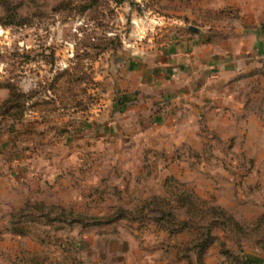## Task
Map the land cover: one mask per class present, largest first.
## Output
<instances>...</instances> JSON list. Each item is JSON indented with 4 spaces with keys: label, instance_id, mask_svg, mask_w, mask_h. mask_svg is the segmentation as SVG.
Segmentation results:
<instances>
[{
    "label": "rangeland",
    "instance_id": "rangeland-1",
    "mask_svg": "<svg viewBox=\"0 0 264 264\" xmlns=\"http://www.w3.org/2000/svg\"><path fill=\"white\" fill-rule=\"evenodd\" d=\"M214 3L0 0V104L8 85L25 95L22 111L0 109V264H84L83 247H143L131 264H264L254 156L201 127L158 153V131L129 136L118 113L122 70L217 25L222 10L202 8Z\"/></svg>",
    "mask_w": 264,
    "mask_h": 264
},
{
    "label": "crops",
    "instance_id": "crops-1",
    "mask_svg": "<svg viewBox=\"0 0 264 264\" xmlns=\"http://www.w3.org/2000/svg\"><path fill=\"white\" fill-rule=\"evenodd\" d=\"M202 8H220L222 19L215 26L200 19L196 30L176 35L122 70L124 107L118 113L129 136L150 140L158 131L156 149L169 156L177 145L200 140L199 127L234 140L233 150L255 158L245 183L264 184V102L261 109L255 103L264 95V0H217ZM6 168L0 166V184L11 182ZM81 249L84 264H131L134 254L146 258L143 247Z\"/></svg>",
    "mask_w": 264,
    "mask_h": 264
},
{
    "label": "trees",
    "instance_id": "trees-1",
    "mask_svg": "<svg viewBox=\"0 0 264 264\" xmlns=\"http://www.w3.org/2000/svg\"><path fill=\"white\" fill-rule=\"evenodd\" d=\"M7 89L9 91V96L5 101H3L0 104V109H3L4 113H9L13 109L22 111V109L24 108V105L20 106L17 104L22 103L21 99L25 98V95L22 93H19L17 89L12 85H8ZM202 249H204V247ZM245 263L251 264L249 261H245Z\"/></svg>",
    "mask_w": 264,
    "mask_h": 264
},
{
    "label": "water",
    "instance_id": "water-1",
    "mask_svg": "<svg viewBox=\"0 0 264 264\" xmlns=\"http://www.w3.org/2000/svg\"><path fill=\"white\" fill-rule=\"evenodd\" d=\"M190 30H192V31H193V30H195V28H193V27H190Z\"/></svg>",
    "mask_w": 264,
    "mask_h": 264
}]
</instances>
